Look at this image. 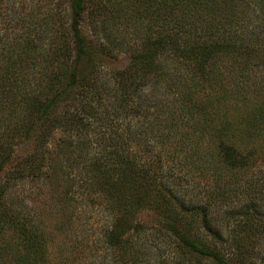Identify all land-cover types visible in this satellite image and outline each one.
Wrapping results in <instances>:
<instances>
[{"label": "rangeland", "instance_id": "1", "mask_svg": "<svg viewBox=\"0 0 264 264\" xmlns=\"http://www.w3.org/2000/svg\"><path fill=\"white\" fill-rule=\"evenodd\" d=\"M179 1L185 8L177 0H86L79 27L90 52L78 59L72 0H0L2 199L40 234L46 264H218L183 249L165 224L178 219L187 234L229 253L193 210L204 200L224 233L234 236L249 210L264 229V181L248 184L250 171L232 168L221 153L234 124L264 107V0L206 8ZM204 40L214 43L209 54ZM83 84L93 96L82 94ZM53 93L58 109H76L83 123L38 117L39 99ZM32 115L40 120L27 129ZM259 149L255 167L264 168V141ZM115 151L122 156L106 167ZM134 162L132 214L95 182L103 173L117 181L120 166ZM145 172L159 188L141 182ZM170 193L191 207L179 209L172 198L160 208ZM14 225L0 224L1 263H28ZM259 235L246 243L247 264H264Z\"/></svg>", "mask_w": 264, "mask_h": 264}, {"label": "trees", "instance_id": "2", "mask_svg": "<svg viewBox=\"0 0 264 264\" xmlns=\"http://www.w3.org/2000/svg\"><path fill=\"white\" fill-rule=\"evenodd\" d=\"M184 8L185 4L177 0ZM192 6L196 7V5H203L202 8H206L210 4H214L216 6L218 0H192ZM231 0H224L222 4L227 6ZM73 3V13L75 18V23L73 25L74 28V50L76 53L77 58H81L82 56L86 55L89 51V44L86 41L85 37L82 34V31L79 27L80 19L82 17V14L85 10L86 6V0H72ZM189 6V5H188ZM264 8V5H261ZM163 43V41H162ZM168 43H170L168 41ZM172 44H175L174 42H171ZM214 43H208V41L204 40V42L200 45L201 50L205 54H209L211 52V49L213 48ZM176 45V44H175ZM179 47V46H178ZM187 48V47H186ZM186 48L183 50L185 51ZM181 49V47H179ZM149 59V58H148ZM153 61L148 62L146 66H151ZM77 72L71 71L70 79L68 84L70 86H73L77 82ZM89 84H83L82 88V94L84 96L92 95L90 91L86 89L85 86H88ZM65 88V87H64ZM60 90H58L59 94ZM63 92V91H62ZM58 94H51L49 95V99L43 101L42 99L39 101L44 105L42 108H39V114L38 117L43 118L52 124H60L67 125L68 123L71 124L73 121L77 120L79 122L83 123L82 114H77L76 109H68L65 108L64 110H59V97ZM39 98V96H36ZM35 97V98H36ZM83 108V107H82ZM85 108H83V111ZM246 112V111H245ZM244 113V112H243ZM32 115L30 117V120L28 122L27 127H34L35 125V119L38 121L40 119H37L33 117ZM242 123V124H241ZM42 131L45 129L47 130L48 126L43 125L40 127ZM28 129V128H27ZM239 134V137L237 138L236 134ZM227 142L223 143L221 148V153L223 156V160L227 162L228 165H230L234 169H238L240 172L250 171V177L251 180L248 182V184L253 185L255 182L264 181V168H256L257 164V158L260 156V149L259 144L260 142L264 141V107H260L256 109L254 112H248L244 115L243 120L241 119L237 127L232 129V135L230 137H227ZM6 143L0 142V172L4 167L5 164V157L3 154L7 152ZM62 149V147L60 146ZM115 157H107V163L106 167L109 166L108 163L113 164L114 161H117L118 158L122 156V153H118L115 151L114 153ZM106 157V156H105ZM25 161L29 162L32 159H34V155H27L25 157ZM96 159H94L95 161ZM119 160V159H118ZM24 162V161H23ZM121 162V161H120ZM95 163V162H94ZM31 171H34L36 169L35 162L31 165ZM112 166L108 167V171ZM135 162L133 165L128 164H122L120 166L121 171L119 170V176L117 178V181L114 182L113 179H111L108 174H101V176H98L97 181L95 184L98 186H103L107 192V196L114 200L116 205L121 207L122 210L126 213H132L136 212V209L132 207L131 198L134 197L135 192L133 191L132 186H129V179L131 177V174L133 172V169L135 168ZM20 168V166L18 167ZM124 168V169H123ZM17 169V168H16ZM19 170V169H18ZM11 174H15L14 171H12ZM144 174V173H143ZM139 178L142 182L143 179L147 178L148 182L150 181L151 177L149 174L145 172V175H139ZM123 182V183H122ZM146 182V181H145ZM147 183V182H146ZM116 184H120V186H116ZM155 184V185H154ZM153 185L149 182L148 185L151 186L150 189L159 188L158 184L155 182ZM248 185V186H250ZM147 191L150 190L146 188ZM5 186L3 185L2 181H0V224L3 223L4 227L5 224L8 222V220H12L14 222H17V225H14L15 227L19 228V233L23 235V240L21 244L24 247L25 250V257L24 259L28 263H21V264H46L45 260L43 258L46 257V249L45 244L38 243V234L34 228L27 223V221L21 222L17 217H14V213L9 211L6 205L3 201V194H4ZM146 191V190H145ZM151 192L148 193V196H150ZM172 198H176L179 202V209L182 208L186 210L188 206L191 207V202H187L184 197L181 196H172V193L170 194H164L161 196V201H165L166 203L158 204L160 208L165 205H171L172 204ZM258 199H256L257 201ZM255 203V202H254ZM113 204V203H112ZM189 204V205H188ZM193 210L198 211L197 213L202 216L203 225L205 228L210 232V234L213 236V238L216 241H219L226 245L228 252L223 251L222 249L218 248L216 245H205L199 242L197 239H195L192 235L187 234L185 232V225L184 227H180L178 218L176 215H173L174 220L169 221L166 224V227L174 232L177 236V242L178 244L184 249H188L191 252L199 253L202 255H206L209 257H212L215 259L218 264H247L248 257H249V251L247 250V245L250 244V242H258L254 240V237H261L259 233H264V229L260 226V224L256 221L252 220V213L249 211H246L243 213V215L246 217V219L242 220L240 224L235 228V234L230 235L227 232H223L217 227V220L213 218L212 213V203L211 200H204L201 201L200 204H194ZM256 205V214H258V208L259 205L255 203ZM113 206H115L113 204ZM179 209H174L177 213H179ZM9 213L6 217L5 215ZM262 211L259 215H262ZM168 219V220H171ZM227 218H233L230 215L227 217H224V220ZM137 223V222H136ZM134 226L135 223H133V219L127 221V225ZM138 225V223H137ZM259 225V226H258ZM239 231V232H237ZM258 231V232H257ZM235 237V239H234ZM263 239V236L261 237ZM6 248V247H5ZM1 253V252H0ZM0 264L1 263V257H0ZM8 264V263H7Z\"/></svg>", "mask_w": 264, "mask_h": 264}]
</instances>
